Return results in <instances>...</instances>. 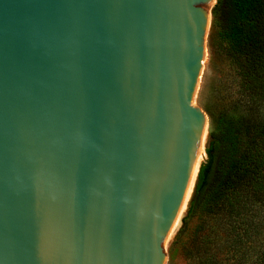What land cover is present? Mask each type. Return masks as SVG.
Here are the masks:
<instances>
[{
    "label": "water",
    "instance_id": "water-1",
    "mask_svg": "<svg viewBox=\"0 0 264 264\" xmlns=\"http://www.w3.org/2000/svg\"><path fill=\"white\" fill-rule=\"evenodd\" d=\"M214 4L0 0V264H163Z\"/></svg>",
    "mask_w": 264,
    "mask_h": 264
},
{
    "label": "trees",
    "instance_id": "trees-1",
    "mask_svg": "<svg viewBox=\"0 0 264 264\" xmlns=\"http://www.w3.org/2000/svg\"><path fill=\"white\" fill-rule=\"evenodd\" d=\"M212 21L237 76L210 127L170 255L182 264H264V0H216Z\"/></svg>",
    "mask_w": 264,
    "mask_h": 264
},
{
    "label": "rangeland",
    "instance_id": "rangeland-1",
    "mask_svg": "<svg viewBox=\"0 0 264 264\" xmlns=\"http://www.w3.org/2000/svg\"><path fill=\"white\" fill-rule=\"evenodd\" d=\"M205 44L207 59L196 86L193 105L206 115L208 126L210 127L209 112L216 113L219 110L229 107L233 103L237 96L236 91L238 81L236 73L232 69V65L222 49V40L217 35V30L213 25L212 17ZM207 143L208 139L206 146ZM189 202L185 211L180 216L170 240L167 239L168 241H166V256L163 264L183 263L180 253L171 257L170 252L173 247L176 233L182 225V219L187 215Z\"/></svg>",
    "mask_w": 264,
    "mask_h": 264
},
{
    "label": "bare ground",
    "instance_id": "bare-ground-1",
    "mask_svg": "<svg viewBox=\"0 0 264 264\" xmlns=\"http://www.w3.org/2000/svg\"><path fill=\"white\" fill-rule=\"evenodd\" d=\"M214 2H215V0H213V4H214ZM210 21H211V16H210ZM210 21H209V26H210ZM209 26H208V30H209ZM207 33H208V31H207ZM205 47H206V44H205ZM205 47H204L203 58H202L201 65H200V68H199V72H198V75H197V79H196V82H195L193 94H192V97H191V106H193V107H194L193 99H194V95H195V92H196V86H197V83H198V81L200 79L201 72L203 70V67H204V65L206 63V59H207V51H206ZM208 133H209V126H208L207 117L205 115V125H204L203 131L201 133V137L199 139V143H198V146H197V150H196V154H195V160H194L193 168H192V171H191V174H190V178H189V181L187 183V187H186V190H185L181 205H180L179 210L177 212V215H176V217H175V219L173 221V224H172V226H171V228H170V230H169V232H168V234L165 237V240L163 242V246H164L165 250H166V248H165L166 241L170 240V238H171V236L173 234V230L176 228V225H177V223L179 221V218L182 215V213L185 211V209H186V207L188 205V202H189V200H190V198L192 196L193 187H194V183H195V180H196L198 168H199L200 164L203 162L204 157H205V147H206V142H207V139H208ZM164 260H165V258H164Z\"/></svg>",
    "mask_w": 264,
    "mask_h": 264
}]
</instances>
